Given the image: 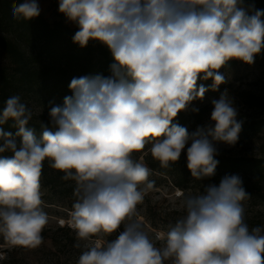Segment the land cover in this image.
I'll return each mask as SVG.
<instances>
[{"label":"clouds","instance_id":"1","mask_svg":"<svg viewBox=\"0 0 264 264\" xmlns=\"http://www.w3.org/2000/svg\"><path fill=\"white\" fill-rule=\"evenodd\" d=\"M58 11L78 31L81 48L98 41L109 50L110 75L73 77L62 105L29 127L33 109L10 96L0 109V235L10 246L36 248L48 215L42 209L44 162L74 182L68 226L77 241H112L81 251L76 264H264V226L249 227L250 198L238 174L219 185L182 196L184 214L154 243L137 219V206L153 187L151 169L135 154L149 151L163 168L186 145L187 168L196 180L212 177L217 142L234 146L242 130L227 92L213 99L211 121L189 133L173 123L226 77L219 70L236 59L253 64L264 49V9L244 0H58ZM39 0L13 2L12 14L40 15ZM39 109V115L42 112ZM198 112V108H193ZM12 122L15 131L3 126ZM143 185V187H141ZM65 222L61 221L63 225ZM79 248L80 244L76 243Z\"/></svg>","mask_w":264,"mask_h":264},{"label":"trees","instance_id":"2","mask_svg":"<svg viewBox=\"0 0 264 264\" xmlns=\"http://www.w3.org/2000/svg\"><path fill=\"white\" fill-rule=\"evenodd\" d=\"M58 6V0H54ZM14 0H0V50L7 63L0 65V109L5 101L13 95L20 96L22 102L34 99L42 107L49 108L65 96L72 93L69 84L73 77L110 75L109 65L112 57L106 46L98 41H90L87 47L81 48L73 43L72 37L78 27L69 26L63 18L53 22L48 21L41 13L28 21L17 20L12 14ZM19 3L20 0H15ZM255 5L256 9H264V0H244V4ZM264 62V49L256 56ZM235 59L227 64H233ZM211 79L198 80L197 84L204 85L209 90L208 96H221V85L217 91L211 90ZM245 107L255 109L256 116H237L242 121V130L239 136L250 138L264 132V94L252 91H241L238 95ZM39 115L34 114L29 127L35 129L36 135H41L39 121L49 122L48 111ZM198 112H180L173 123L186 127L191 133L205 116L208 106L198 107ZM8 131H15L10 121L3 126ZM151 145L138 152L142 155L144 164L151 172L165 175L176 187L187 190L189 184L197 180L191 176L187 168V148L182 151L180 159L169 168H163L153 159L149 151ZM215 157L219 161L215 175L204 178V182L219 185L220 180L227 174H238L243 180V187L255 204L264 208V156L235 155L228 151H218ZM63 173L51 168L47 161L41 176V185L48 187L52 193L65 201L68 209L72 210L75 202V184L73 181L61 179ZM199 181V180H198ZM249 227L264 226V218L255 216L247 218ZM60 230H71L69 227H59ZM56 248L63 246V242L56 236L49 237Z\"/></svg>","mask_w":264,"mask_h":264},{"label":"rangeland","instance_id":"3","mask_svg":"<svg viewBox=\"0 0 264 264\" xmlns=\"http://www.w3.org/2000/svg\"><path fill=\"white\" fill-rule=\"evenodd\" d=\"M41 14L50 22L63 18V20L71 27H76L66 20V18L59 13L58 6L54 0H39ZM254 4V3H253ZM249 5L248 2L244 4L245 7ZM7 63V60L0 50V65ZM226 77V83L221 84V94L225 91L229 99L233 102V105L238 110V116L252 117L256 116L259 111L255 109H249L245 107L242 99L238 97L241 91H252L256 93L264 94V62L257 60L251 65L244 63L243 61L236 60L233 64H226L219 70ZM220 96H208L200 100H194L189 108L184 111L188 113L193 108L200 106H208L205 116L201 123L196 126L195 130L199 126H214V122L211 121V113L213 111L212 100L219 99ZM28 107L33 109L34 114H39V109L42 107L36 100L30 98L25 100ZM63 100L58 101L54 105H62ZM51 105V106H54ZM50 106V107H51ZM49 108H46L49 113ZM42 107V112L45 110ZM41 112V113H42ZM193 130L192 132H194ZM191 132V133H192ZM189 142L187 147H190ZM218 151H228L235 155H258L264 156V132L257 135H253L250 138L239 136L237 143L234 146H229L224 143L217 142L216 145ZM137 159H140L144 163L142 155L135 154ZM149 180L153 181V187L149 189L144 196V200L137 206V219H139L149 237L154 243L158 245L162 244V238L166 233L169 225L174 224L175 221L184 214V210L181 205L182 196L178 193H186L188 191L203 192L207 184L204 179L197 180L195 183L189 184L187 190H182L171 183L165 175L160 173L151 172ZM143 187V185H141ZM42 193V209L48 215V224L45 227L42 236L43 242L36 248H27L20 246H10L0 235V264H76L77 259L86 247L95 243H104L116 239L123 226L117 230V232L104 236L94 237L90 241H77L75 232L68 226L67 221L70 218V212L65 201L55 196L52 191L45 186L41 185ZM246 210V219L261 216L264 218V208L258 204H255L252 198H249L244 202ZM61 221L65 223L62 225ZM59 227L67 228L71 230H60ZM56 236L64 244L60 248L53 246L50 236ZM80 244L77 248L74 245Z\"/></svg>","mask_w":264,"mask_h":264}]
</instances>
